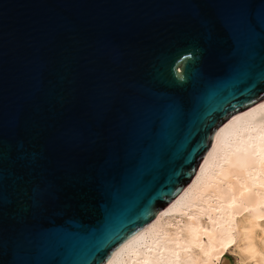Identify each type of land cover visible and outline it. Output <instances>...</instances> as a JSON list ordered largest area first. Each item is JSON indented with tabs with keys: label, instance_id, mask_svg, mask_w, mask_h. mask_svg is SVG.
<instances>
[{
	"label": "water",
	"instance_id": "obj_1",
	"mask_svg": "<svg viewBox=\"0 0 264 264\" xmlns=\"http://www.w3.org/2000/svg\"><path fill=\"white\" fill-rule=\"evenodd\" d=\"M264 100V0H0V264H106Z\"/></svg>",
	"mask_w": 264,
	"mask_h": 264
},
{
	"label": "bare ground",
	"instance_id": "obj_2",
	"mask_svg": "<svg viewBox=\"0 0 264 264\" xmlns=\"http://www.w3.org/2000/svg\"><path fill=\"white\" fill-rule=\"evenodd\" d=\"M264 264V100L229 121L198 170L106 264ZM233 249V250H234Z\"/></svg>",
	"mask_w": 264,
	"mask_h": 264
},
{
	"label": "rangeland",
	"instance_id": "obj_3",
	"mask_svg": "<svg viewBox=\"0 0 264 264\" xmlns=\"http://www.w3.org/2000/svg\"><path fill=\"white\" fill-rule=\"evenodd\" d=\"M234 249V248H233ZM226 250V252L223 255V259H226L228 261H230V259H232V261L234 262V264H239L240 262V256L237 250ZM221 262H219L218 264H220ZM231 263V261H230ZM232 264V263H231Z\"/></svg>",
	"mask_w": 264,
	"mask_h": 264
}]
</instances>
